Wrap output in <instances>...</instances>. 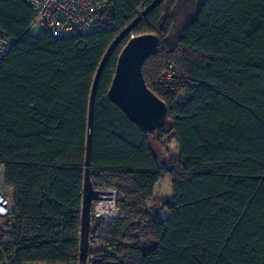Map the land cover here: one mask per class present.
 Wrapping results in <instances>:
<instances>
[{
    "label": "trees",
    "instance_id": "trees-1",
    "mask_svg": "<svg viewBox=\"0 0 264 264\" xmlns=\"http://www.w3.org/2000/svg\"><path fill=\"white\" fill-rule=\"evenodd\" d=\"M153 1L108 0L100 30L55 38L31 33L27 3L0 0V28L14 40L0 62V164L15 203L0 228V264H79L91 85L110 44ZM145 33L159 44L143 78L167 106L152 132L107 96L122 48ZM169 65L185 82L183 104L155 82ZM169 135L178 155L161 163L154 145L163 149ZM89 174L95 189L115 191L116 208L91 220L89 242L104 247L88 251L89 264H264V0L154 7L102 69ZM165 177L161 215L147 205Z\"/></svg>",
    "mask_w": 264,
    "mask_h": 264
},
{
    "label": "water",
    "instance_id": "water-1",
    "mask_svg": "<svg viewBox=\"0 0 264 264\" xmlns=\"http://www.w3.org/2000/svg\"><path fill=\"white\" fill-rule=\"evenodd\" d=\"M162 0H154L129 25H127L113 40L103 56L91 85L86 127V145L84 156V175L81 199V217L78 245V263L85 264L89 251V233L91 227V204L107 197L109 190L95 189L90 180L89 165L92 140L93 105L97 84L102 69L121 40L147 16ZM159 44L156 35L152 33L139 34L130 37L117 57L115 71L108 88V99L115 104L129 121L141 127L144 131H155L163 127L167 118V106L146 85L142 74V65L150 57ZM169 202L165 199L154 208L159 213Z\"/></svg>",
    "mask_w": 264,
    "mask_h": 264
},
{
    "label": "built area",
    "instance_id": "built-area-1",
    "mask_svg": "<svg viewBox=\"0 0 264 264\" xmlns=\"http://www.w3.org/2000/svg\"><path fill=\"white\" fill-rule=\"evenodd\" d=\"M28 4L35 16L34 23L48 30L55 38H69L76 34H85L100 30L97 20L100 12L106 7L108 0H22ZM141 13V9L139 10ZM14 40L2 28H0V62L12 48ZM155 82L163 89L177 91L175 101L183 104L187 99L185 82L179 78L172 65L161 73ZM5 173L0 164V228L3 222L8 221L14 209V200L6 192ZM107 196L111 199L112 206L109 213L98 215L97 205L91 212V220L94 217L113 218L115 216V191L110 190ZM99 201V200H98ZM97 201V202H98ZM0 256L3 251L0 246ZM85 264H89L86 260Z\"/></svg>",
    "mask_w": 264,
    "mask_h": 264
},
{
    "label": "rangeland",
    "instance_id": "rangeland-1",
    "mask_svg": "<svg viewBox=\"0 0 264 264\" xmlns=\"http://www.w3.org/2000/svg\"><path fill=\"white\" fill-rule=\"evenodd\" d=\"M30 31L33 34H36L39 31V27L34 23L31 26ZM154 148H155V151L158 153V156L159 157L162 156L161 157L162 158L161 159V163H165L164 162L165 161L164 160L165 158H168L170 156L176 157L178 155L177 143L175 142L174 138L171 135H169V137L164 140L163 149L158 148L156 145H154ZM5 190H6V192H11V189H5ZM170 196H171L170 181H169V179L167 177H165V178L161 179L156 184V186H155V192H154V199L148 203V205H147L148 206V209L149 210H152L153 207L156 208L157 206L159 208L160 204L165 199H168ZM97 203L99 204V202L94 201L91 204V212H92V214H93V209L97 205ZM115 213H116V208H115ZM160 214L161 215H164L165 214V211L163 210V208L160 209ZM96 218H99V217H94L93 219H96ZM6 223H8V222L5 221L1 225V228H2L3 231L7 229ZM8 224H10V222ZM103 247H104V245L101 242V240H99L97 238H92V239L90 238L89 250H95V249H99V248H103Z\"/></svg>",
    "mask_w": 264,
    "mask_h": 264
},
{
    "label": "bare ground",
    "instance_id": "bare-ground-1",
    "mask_svg": "<svg viewBox=\"0 0 264 264\" xmlns=\"http://www.w3.org/2000/svg\"><path fill=\"white\" fill-rule=\"evenodd\" d=\"M98 202H99V204L97 205L96 213L98 215H103V214L109 213L110 208L112 206L111 199H108L107 197H104V199H101Z\"/></svg>",
    "mask_w": 264,
    "mask_h": 264
}]
</instances>
